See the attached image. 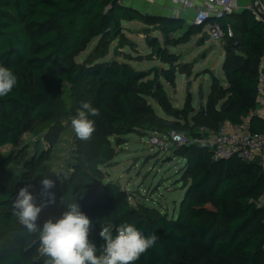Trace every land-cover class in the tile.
Returning a JSON list of instances; mask_svg holds the SVG:
<instances>
[{"label": "trees", "instance_id": "16d2710c", "mask_svg": "<svg viewBox=\"0 0 264 264\" xmlns=\"http://www.w3.org/2000/svg\"><path fill=\"white\" fill-rule=\"evenodd\" d=\"M130 21L146 27L150 53L138 55L139 61L155 57L171 64L174 55L164 48L184 44L203 29L185 28L178 18L142 14L120 0H0V65L18 79L17 86L0 97V149L13 147L0 151V176L41 195L44 163L60 134L71 128L80 101H90L100 112L90 117L97 131L82 142L71 128L68 155L52 178L51 191L55 205L67 197L91 219L89 239L98 250L105 244L99 236L102 224L115 227L127 221L145 235L159 237L135 264H195L187 258L190 248L204 251L216 260L213 264H264V211L249 202L264 192V173L256 164L236 157L213 160L205 146H178L175 155L185 160L181 181L185 194L170 215L148 205H131L128 193L106 180L121 139L162 122L146 102V97L165 99L159 77L134 69L127 62L130 55L121 52L127 47L138 53L136 42L125 35L123 24ZM222 23L233 32L222 40L230 54L222 65L225 85H211L203 124L215 132L224 122L239 123L248 117L250 129L260 131L264 125L253 112L257 66L264 57V22L244 10ZM150 31L161 34L163 48ZM90 39L96 43L88 56L75 60ZM113 43V57L107 60ZM163 79L170 81L167 72ZM62 84L70 90L68 102L62 97ZM24 134L33 139L31 144H20ZM19 190L0 183V264H44L38 236L29 234L12 214ZM45 221L39 217L37 223ZM209 262L205 258L202 264Z\"/></svg>", "mask_w": 264, "mask_h": 264}, {"label": "rangeland", "instance_id": "374dc122", "mask_svg": "<svg viewBox=\"0 0 264 264\" xmlns=\"http://www.w3.org/2000/svg\"><path fill=\"white\" fill-rule=\"evenodd\" d=\"M143 28H146L143 24L131 23L125 31V35L136 42L135 49L138 53L127 47L121 52L130 55V60L127 62L134 69L150 73L149 77L154 75L159 77L165 90V99L159 101L146 97V102L154 114L162 119V122L152 123L151 130L134 132L121 139V145L117 147V155L113 159L115 163L108 168L106 180L115 183L127 192L131 205H148L170 215L176 213L185 194L181 182L185 160L175 155L177 146L172 142L171 133L186 134L194 138L191 131L197 134L213 132L203 124L202 115L206 113V102L211 85L213 83L225 85L222 65L230 54L225 52L222 40L213 41L203 28L192 35L186 43L164 48L174 55L171 64L164 63L155 57L150 61H139L137 60L138 55L146 56L150 53ZM149 35L157 38L160 46L164 47L160 33L150 31ZM95 43L96 39H90L76 52L74 59L80 61L87 57ZM114 44L110 48V54L106 57L107 60L113 57ZM119 59L122 60V58ZM165 72L170 81L163 79ZM69 93V87L62 84V97L67 102ZM174 123L186 132L178 131ZM27 141L31 144L33 139L30 135L24 134L20 139V144ZM70 143L71 128L60 134L58 143L53 147L54 151L44 163L46 174L42 179L54 178L58 170L63 168ZM194 145L201 146L196 143ZM11 149H13L11 145H6L0 151L8 152ZM16 166L19 167V164ZM215 180L216 177L211 180L210 188L214 187ZM37 182L39 183V179ZM0 183L12 185L17 191L21 187L20 183L2 176H0ZM30 192L36 198L38 205L43 202L41 195L34 190ZM67 204H69L68 198L61 197L57 205L53 203L44 208L39 217L47 220L57 213L62 216ZM38 225L42 227L43 223L38 222ZM187 255L189 261L195 264H202L205 258H210L209 264L216 262L204 251L194 248L188 249Z\"/></svg>", "mask_w": 264, "mask_h": 264}, {"label": "clouds", "instance_id": "9594fccd", "mask_svg": "<svg viewBox=\"0 0 264 264\" xmlns=\"http://www.w3.org/2000/svg\"><path fill=\"white\" fill-rule=\"evenodd\" d=\"M17 83L13 71L0 65V97L7 96ZM99 115V109L90 101H80L70 120V126L80 141L93 138L97 129L96 122L90 117ZM40 183L43 202L38 205L29 187H22L12 204V214L29 234L38 236L39 253L46 257L44 264H135L156 245L159 237L155 233L145 235L136 225L122 221L115 227L102 224L99 236L105 244L98 250L89 239L92 221L75 201L66 206L60 218H49L41 227L37 223L40 213L55 203V194L51 191L55 182L45 177Z\"/></svg>", "mask_w": 264, "mask_h": 264}, {"label": "built area", "instance_id": "2783aa9c", "mask_svg": "<svg viewBox=\"0 0 264 264\" xmlns=\"http://www.w3.org/2000/svg\"><path fill=\"white\" fill-rule=\"evenodd\" d=\"M178 1V0H173ZM186 8L195 11L192 24L206 29L213 41H221L232 37L233 32L228 23L222 21L238 9L237 0H201L196 6L193 0H179ZM256 83V107L253 114L262 120L264 125V57L260 60ZM201 136L191 138L187 135L172 132V142L176 146L201 144L211 152L213 160H223L236 157L245 163H254L264 173V127L260 131H252L248 117L239 123L224 122L215 132H199ZM255 209L264 211V192L256 198H249ZM264 248V246H262Z\"/></svg>", "mask_w": 264, "mask_h": 264}, {"label": "crops", "instance_id": "0c3cea01", "mask_svg": "<svg viewBox=\"0 0 264 264\" xmlns=\"http://www.w3.org/2000/svg\"><path fill=\"white\" fill-rule=\"evenodd\" d=\"M193 1L196 6L201 5V0H193ZM237 1H238V9L236 10L235 14L240 13L244 10H248L251 14L255 15L254 14L255 7L259 11L264 13V0H237ZM120 2L126 7L136 9L142 14H148L162 18H178L180 20H183L184 22L183 25L185 28L193 25L192 21L195 14L194 9L184 7L183 2L179 0L176 2L173 0H120ZM131 23L138 24L139 22L137 21L125 22L123 24L124 28L127 30V26Z\"/></svg>", "mask_w": 264, "mask_h": 264}, {"label": "water", "instance_id": "95a60500", "mask_svg": "<svg viewBox=\"0 0 264 264\" xmlns=\"http://www.w3.org/2000/svg\"><path fill=\"white\" fill-rule=\"evenodd\" d=\"M255 15L258 19H260L262 22H264V13H262L261 11H259L256 7H255ZM156 39V38H153Z\"/></svg>", "mask_w": 264, "mask_h": 264}]
</instances>
